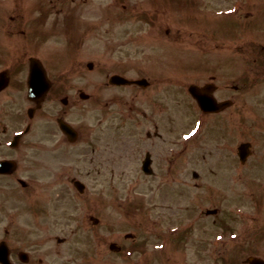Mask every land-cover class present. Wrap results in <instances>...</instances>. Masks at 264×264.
<instances>
[{
  "label": "rangeland",
  "instance_id": "rangeland-1",
  "mask_svg": "<svg viewBox=\"0 0 264 264\" xmlns=\"http://www.w3.org/2000/svg\"><path fill=\"white\" fill-rule=\"evenodd\" d=\"M224 15L233 28L231 39L225 37L218 21ZM0 19L6 25L11 65L36 54L48 74L57 79L66 76L76 61L83 64L74 69L75 81L82 87L90 82L92 95L82 103L86 106L72 108L68 117L86 125L106 112L119 110L116 102L106 108L109 98L132 94L131 88L102 85L113 72L136 74L130 69L131 61L142 70L150 69V62L164 54L171 80L180 81L181 74L189 72L182 81L197 78L204 82L210 72L192 67L227 61L226 54L225 50L209 54L196 50L264 42V0H0ZM40 20L41 33L37 27L31 29ZM66 27L82 37L77 51L80 41L75 36L73 59L61 49L52 50L67 39ZM31 31L40 36H32ZM34 39L39 44L45 41L44 48H29L28 42ZM87 61L94 62L93 69L87 68ZM235 64L238 70L244 67L241 58ZM161 77L151 74L154 79ZM249 92L244 90L238 96V127L233 109L227 108V114L207 120L198 130L201 144L196 148V167H192L197 178L188 164V151L183 149L179 162L184 169L175 173V188L151 191L149 187L158 178L143 177L134 164L126 167L125 175L108 176L107 170L96 169L91 159H76L75 147L68 145L66 165L57 162L48 167L50 171L41 169L35 202L54 208L51 221L59 235L73 237L77 263L78 252L87 250L95 258L91 264H232L251 251L246 245L250 237L253 248L264 255V96ZM171 95L180 117L174 124L176 133L185 144L187 102L174 90ZM61 106L59 100L49 101L47 115L54 119ZM240 141L252 142L254 153L246 164L238 162L235 152ZM175 148L182 149L179 145ZM62 172L83 181L85 192H77ZM164 175L169 179L167 172ZM210 209L217 212L206 214ZM91 216L98 222L93 223ZM127 232L141 242L131 263H123L109 248L111 242H124ZM95 236L103 237L102 242L96 244ZM96 246L97 258L93 253Z\"/></svg>",
  "mask_w": 264,
  "mask_h": 264
},
{
  "label": "flooded vegetation",
  "instance_id": "flooded-vegetation-1",
  "mask_svg": "<svg viewBox=\"0 0 264 264\" xmlns=\"http://www.w3.org/2000/svg\"><path fill=\"white\" fill-rule=\"evenodd\" d=\"M219 20L225 37L231 39L233 34L229 17L224 15ZM32 25L31 29L37 27L39 32L43 28L41 20ZM73 29L66 27L64 31L67 39L63 42L61 40L62 44L59 42L60 47L68 53L72 51L75 36L80 41L79 45L82 43V37ZM40 33L37 35L31 31L34 37L40 36ZM6 35V25L0 19V264H91L95 259L90 251L85 250L83 253L78 252L80 261L77 263L73 237L59 235L51 221V209L54 211V208L40 207L35 202V187L41 180L40 170L51 168L57 162L66 165L67 145L75 147L76 159H91L93 166L98 170H107L108 176L125 175L128 173L126 167L134 164L138 165L139 173L143 177L158 178V182L149 187L151 191L155 187L175 188V173L184 169L183 163L179 162L180 156L184 155L183 149L188 151L190 168L196 167L195 153L202 136L198 131L200 127H205L209 119L227 114V108L233 109L231 113L238 127V96L244 90H250L251 96H264V42L228 44L224 48L196 50L201 54L225 50L223 54H226L227 61L206 64L203 68L197 65L192 67L201 73L210 72L205 75L207 79L204 82L196 80L197 78L193 81H182V78L187 79L189 72H183L181 78H178L180 81L171 80L172 73L169 67H165L169 64L164 54L156 58L155 62H150V69L142 70V66L131 61L130 69L136 71V74H127L128 71L113 72L102 82L106 87L131 88L132 94L128 98L121 94L119 97L112 96L105 102L109 109L116 102L119 110H115V114L106 112L104 121L99 120L88 125L80 121L75 123L68 117L71 109L83 105L92 95L88 90L90 82L82 87L77 86L75 81L74 69L83 64L76 61L77 64H71L66 76L57 79L52 78L47 71L49 89L42 97L34 92L32 96L37 100L31 99L28 86L31 56L11 65ZM44 42L39 44L35 39L30 40L29 48L39 51L44 48ZM237 58L242 59L243 69H237ZM86 66L93 69L94 63L92 66L86 63ZM118 73L134 79L145 78V82L129 85L110 83L109 76ZM151 74L163 77L154 79ZM193 83L196 84L198 93L212 96L218 102L230 101L229 104L216 112L203 111L189 90ZM172 90L181 94L187 102L183 119L188 122L185 126V131L188 132L185 144L180 142L183 139L177 135L174 126L180 117L173 109V101L176 100L171 95ZM54 100H59L62 106L57 109L53 119L47 115L50 109L46 107V103ZM60 119L67 122L77 134L75 142H71L60 128ZM38 125H41V130L37 129ZM176 145L182 149H174ZM165 172L169 174V179H165ZM192 174L195 178L199 176L194 169ZM60 175H64L66 181L70 179L66 172ZM192 186L197 187L195 184ZM95 237L96 244L102 242L103 237ZM124 239L122 243L115 242L117 247L113 253L119 254L123 263H131L134 259L131 255L136 252L141 242L130 232L125 233ZM180 239L181 237L177 241ZM246 241L247 248L251 251L243 258L233 260L232 264H264V255L258 248H253V239L250 237ZM98 246L93 251L96 258Z\"/></svg>",
  "mask_w": 264,
  "mask_h": 264
},
{
  "label": "water",
  "instance_id": "water-1",
  "mask_svg": "<svg viewBox=\"0 0 264 264\" xmlns=\"http://www.w3.org/2000/svg\"><path fill=\"white\" fill-rule=\"evenodd\" d=\"M32 66H35V65H33V63H32ZM32 75L36 76V75H35V69H34V68H33ZM215 106H216L215 109H217L218 107H220L217 103H215ZM242 147L247 151V145H246V144H243ZM74 185H75V187H76L79 191L83 189V184H82L80 181H75V182H74Z\"/></svg>",
  "mask_w": 264,
  "mask_h": 264
}]
</instances>
